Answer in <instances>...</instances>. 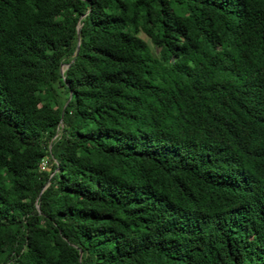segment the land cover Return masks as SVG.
<instances>
[{"label":"trees","instance_id":"16d2710c","mask_svg":"<svg viewBox=\"0 0 264 264\" xmlns=\"http://www.w3.org/2000/svg\"><path fill=\"white\" fill-rule=\"evenodd\" d=\"M0 264H264V0H0Z\"/></svg>","mask_w":264,"mask_h":264},{"label":"water","instance_id":"95a60500","mask_svg":"<svg viewBox=\"0 0 264 264\" xmlns=\"http://www.w3.org/2000/svg\"><path fill=\"white\" fill-rule=\"evenodd\" d=\"M79 29H80V23L77 25V28H76V32L77 34H79ZM78 46H79V36L77 35V43H76V47H75V53L77 52L78 50ZM70 95V94H69ZM37 208H38V205H37Z\"/></svg>","mask_w":264,"mask_h":264},{"label":"rangeland","instance_id":"374dc122","mask_svg":"<svg viewBox=\"0 0 264 264\" xmlns=\"http://www.w3.org/2000/svg\"><path fill=\"white\" fill-rule=\"evenodd\" d=\"M147 41H148V38L146 37V35L144 33H140ZM155 51V49H154Z\"/></svg>","mask_w":264,"mask_h":264}]
</instances>
